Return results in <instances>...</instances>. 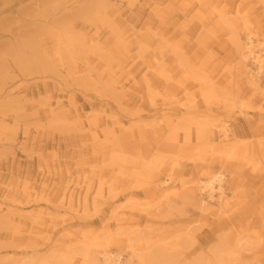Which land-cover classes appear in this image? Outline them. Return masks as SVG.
I'll use <instances>...</instances> for the list:
<instances>
[{
  "label": "rangeland",
  "instance_id": "rangeland-1",
  "mask_svg": "<svg viewBox=\"0 0 264 264\" xmlns=\"http://www.w3.org/2000/svg\"><path fill=\"white\" fill-rule=\"evenodd\" d=\"M248 34L262 55L264 0H0V264H92L137 236L150 264H264ZM216 171L224 210L199 189Z\"/></svg>",
  "mask_w": 264,
  "mask_h": 264
},
{
  "label": "bare ground",
  "instance_id": "bare-ground-1",
  "mask_svg": "<svg viewBox=\"0 0 264 264\" xmlns=\"http://www.w3.org/2000/svg\"><path fill=\"white\" fill-rule=\"evenodd\" d=\"M264 44V43H263ZM261 45V44H260ZM254 40L252 39V35L248 34L246 36V42L244 43L242 49V57L243 59L247 60L249 58L253 59L254 62H257V71H250V76H258L263 72L264 70V53L262 55L256 53L253 48H255ZM264 48V47H263ZM256 49V48H255ZM262 49V48H261ZM258 51V50H257ZM255 64V65H256ZM235 65V64H233ZM235 68V66L233 67ZM236 70V69H234ZM232 72V71H231ZM248 76V75H247ZM235 78V75H234ZM237 78V77H236ZM237 83V81H236ZM218 128L222 131V135L224 138H228V132L229 128L227 125V122H220L218 125ZM230 137V136H229ZM229 139V138H228ZM238 147V143L232 144L230 146V149L232 151H235ZM234 153V152H233ZM233 155V154H232ZM167 183V182H166ZM231 188V187H230ZM199 189L201 193H208V197L212 200L215 199V195H218V204L220 210H224L225 208L229 207L230 200L227 195V190L229 189L226 186L225 181V173L222 171H216L212 173L209 177L206 179H200L199 180ZM141 238L139 236L135 238H129L127 243V254L128 256H123L121 253H113L108 250H104L101 252H98L96 255H93L91 257V263L92 264H135V260H138L141 264H150V256H152L155 260L160 259L159 256L156 255V253H151L148 251V249L145 250L144 246H141L138 248V245L141 244ZM253 245V241L249 237H246L245 233L238 232L235 235L234 242L232 247L229 249V253L234 256L233 254H238L239 251H249L251 250V246ZM147 246H149L147 244ZM147 246H145L147 248ZM150 248V246L148 247ZM222 248V247H221ZM217 249V248H216ZM220 250V249H218ZM217 250V253H221ZM223 251V250H221ZM162 255V254H161ZM163 256V255H162ZM61 264V262H59ZM58 262L54 264H59ZM19 264H27L25 262H21Z\"/></svg>",
  "mask_w": 264,
  "mask_h": 264
}]
</instances>
